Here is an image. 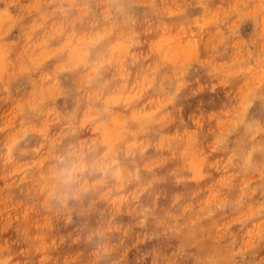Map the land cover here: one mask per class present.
I'll use <instances>...</instances> for the list:
<instances>
[{
	"label": "rangeland",
	"instance_id": "1",
	"mask_svg": "<svg viewBox=\"0 0 264 264\" xmlns=\"http://www.w3.org/2000/svg\"><path fill=\"white\" fill-rule=\"evenodd\" d=\"M0 264H264V0H0Z\"/></svg>",
	"mask_w": 264,
	"mask_h": 264
}]
</instances>
